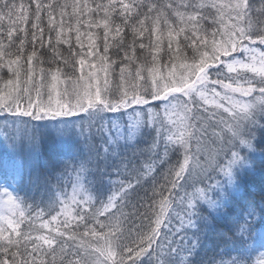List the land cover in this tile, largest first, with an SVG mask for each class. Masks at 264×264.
Returning <instances> with one entry per match:
<instances>
[{"label": "snow or ice", "instance_id": "snow-or-ice-1", "mask_svg": "<svg viewBox=\"0 0 264 264\" xmlns=\"http://www.w3.org/2000/svg\"><path fill=\"white\" fill-rule=\"evenodd\" d=\"M0 141V264H264V0H0Z\"/></svg>", "mask_w": 264, "mask_h": 264}, {"label": "trees", "instance_id": "trees-1", "mask_svg": "<svg viewBox=\"0 0 264 264\" xmlns=\"http://www.w3.org/2000/svg\"><path fill=\"white\" fill-rule=\"evenodd\" d=\"M4 151H5V143H4L3 141H0V154H2ZM46 151H47L49 154H51V153L53 152V146H52V145H48V146L46 147ZM258 253H259V252H257V253L255 254V256L258 255ZM226 258H227V257H226ZM256 258H257V257H256ZM256 258H255V257L253 258V262H255L254 260H256Z\"/></svg>", "mask_w": 264, "mask_h": 264}, {"label": "rangeland", "instance_id": "rangeland-1", "mask_svg": "<svg viewBox=\"0 0 264 264\" xmlns=\"http://www.w3.org/2000/svg\"><path fill=\"white\" fill-rule=\"evenodd\" d=\"M157 103H158V102H157ZM259 256H260V253H258V255H256V256L254 255L253 258H254V257L256 258V257H259ZM254 261H255V260H254ZM254 264H255V262H254Z\"/></svg>", "mask_w": 264, "mask_h": 264}]
</instances>
